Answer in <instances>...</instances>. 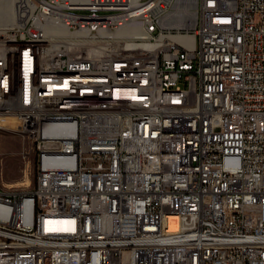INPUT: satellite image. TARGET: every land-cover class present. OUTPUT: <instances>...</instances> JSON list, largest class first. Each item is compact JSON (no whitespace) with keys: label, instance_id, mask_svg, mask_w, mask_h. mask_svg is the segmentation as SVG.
Listing matches in <instances>:
<instances>
[{"label":"built area","instance_id":"1","mask_svg":"<svg viewBox=\"0 0 264 264\" xmlns=\"http://www.w3.org/2000/svg\"><path fill=\"white\" fill-rule=\"evenodd\" d=\"M176 4L17 0L0 119L36 184L0 186V264H264V0Z\"/></svg>","mask_w":264,"mask_h":264},{"label":"rangeland","instance_id":"2","mask_svg":"<svg viewBox=\"0 0 264 264\" xmlns=\"http://www.w3.org/2000/svg\"><path fill=\"white\" fill-rule=\"evenodd\" d=\"M35 167L36 155L28 134L0 128V186L5 190L33 189Z\"/></svg>","mask_w":264,"mask_h":264},{"label":"bare ground","instance_id":"3","mask_svg":"<svg viewBox=\"0 0 264 264\" xmlns=\"http://www.w3.org/2000/svg\"><path fill=\"white\" fill-rule=\"evenodd\" d=\"M196 2L197 0H177L174 13L169 19H164V23L172 25L188 26L193 25L196 17ZM17 0H0V26H11L13 17V6H16ZM192 8V9H191ZM161 12V5L151 7V15H158ZM34 23V16H23L21 19L22 32L31 33V24ZM99 31V19L92 16H85L82 19V26H79V33ZM99 42H107V34H99ZM18 121L15 118L7 117L0 119L1 125L7 126L12 130H17Z\"/></svg>","mask_w":264,"mask_h":264}]
</instances>
